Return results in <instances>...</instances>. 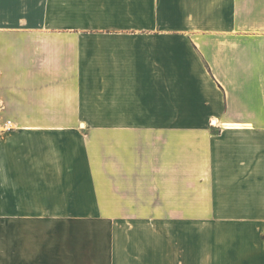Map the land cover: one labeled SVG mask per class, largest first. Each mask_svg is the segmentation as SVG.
I'll list each match as a JSON object with an SVG mask.
<instances>
[{"label": "crops", "instance_id": "1", "mask_svg": "<svg viewBox=\"0 0 264 264\" xmlns=\"http://www.w3.org/2000/svg\"><path fill=\"white\" fill-rule=\"evenodd\" d=\"M0 130V264H264V0H0Z\"/></svg>", "mask_w": 264, "mask_h": 264}, {"label": "rangeland", "instance_id": "2", "mask_svg": "<svg viewBox=\"0 0 264 264\" xmlns=\"http://www.w3.org/2000/svg\"><path fill=\"white\" fill-rule=\"evenodd\" d=\"M193 123H200V122H193ZM214 124H216L214 121H213ZM2 129V128H1ZM1 132V130H0ZM133 219H141V218H133ZM187 220H191L193 222V224H201L202 223V219L201 217H191V218H185ZM192 224V223H191Z\"/></svg>", "mask_w": 264, "mask_h": 264}]
</instances>
